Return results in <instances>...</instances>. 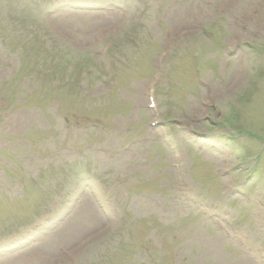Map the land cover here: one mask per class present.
<instances>
[{
  "label": "rangeland",
  "instance_id": "1",
  "mask_svg": "<svg viewBox=\"0 0 264 264\" xmlns=\"http://www.w3.org/2000/svg\"><path fill=\"white\" fill-rule=\"evenodd\" d=\"M9 2L0 264H264V0Z\"/></svg>",
  "mask_w": 264,
  "mask_h": 264
},
{
  "label": "trees",
  "instance_id": "2",
  "mask_svg": "<svg viewBox=\"0 0 264 264\" xmlns=\"http://www.w3.org/2000/svg\"><path fill=\"white\" fill-rule=\"evenodd\" d=\"M39 12L40 9H25L24 7H20L18 5L12 4L11 2H9V0H5L4 5H2V7H0V19L3 20L6 18V16L9 14L10 18H11V23L9 24L7 22V28L2 26L0 28V42L2 44H5V49L10 50L11 52H15V53H19L22 55L23 57V63H24V56L25 59L30 57V53L28 51V48L26 47V40L29 39L32 36H41V35H10L11 33H16L17 32V25L14 24L13 21H24V20H31V21H36L40 18L39 16ZM15 30V31H14ZM30 33L32 32H38L37 29H30L29 31ZM49 45L46 44V41H43V43L38 47L35 48V51L37 50V48H42L45 52H48V47ZM50 48V47H49ZM28 51V52H27ZM38 54H43L42 52H37ZM61 53V51H60ZM27 54V55H26ZM62 55V53H61ZM65 57V56H64ZM37 60V59H36ZM53 64V62H51ZM23 68V67H22ZM42 69H38L37 71H33L32 75L34 76V81L38 84V82L40 83H47V80H41L43 77H45L44 75H42ZM22 77H19V79ZM14 103L16 106H22L25 104V101H22V99L19 102H15L13 100H8L7 98V102L4 108V111L8 108V106H10V104ZM44 191L46 192V190L44 189Z\"/></svg>",
  "mask_w": 264,
  "mask_h": 264
}]
</instances>
